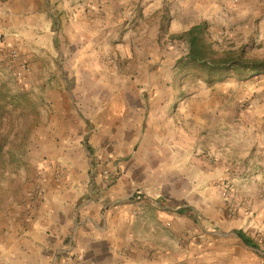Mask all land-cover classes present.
<instances>
[{"label": "crops", "instance_id": "1", "mask_svg": "<svg viewBox=\"0 0 264 264\" xmlns=\"http://www.w3.org/2000/svg\"><path fill=\"white\" fill-rule=\"evenodd\" d=\"M51 1L64 19L60 33L48 36L46 49H14L31 62L24 85L33 90L44 71L37 84L45 93L34 103L41 129L33 184L18 189L11 212L0 210L3 264L210 263L233 236L245 245L237 232L252 240L263 234L264 123L217 131L190 121L194 108H178L170 91L148 89V58L139 53L128 55L145 60L132 74L105 66L106 45L124 25L139 37L123 38L120 54L128 46L148 50L149 17L176 10L174 32L182 34L204 12L243 23L249 10V25L264 20L262 8L244 0H168V9L163 0ZM21 2L20 11H32ZM35 10L36 20L44 16L45 9ZM14 44L0 41V67ZM60 162L69 171L58 181L51 166ZM137 191L160 197L138 202Z\"/></svg>", "mask_w": 264, "mask_h": 264}, {"label": "rangeland", "instance_id": "2", "mask_svg": "<svg viewBox=\"0 0 264 264\" xmlns=\"http://www.w3.org/2000/svg\"><path fill=\"white\" fill-rule=\"evenodd\" d=\"M21 1L32 11H20L17 8L20 0H0V41L2 43L4 39H7L15 42L13 50L5 54V57L12 52H17L24 58L25 55L21 54L20 50H14L18 49V46H25L31 52L34 47L39 49V45H43L42 49H46V43L51 44L48 36H52L53 32L60 33L63 29L64 19H60V16H58L59 10H54L51 0H49V3L44 1L43 6L42 3L36 0ZM163 1L164 5L165 3L168 5L165 6L167 9L172 6L171 3H167L168 0ZM248 1H250V9H252V6L257 5L259 9L262 8L260 11H264V0H244L243 2ZM60 2L54 5L58 7ZM77 4H80V0L73 1L70 6L73 7ZM35 8L39 12H42L41 9H45L44 16L39 17L37 20L35 18L38 17L35 15L37 12ZM87 11L86 14H89ZM174 11V15L169 14L166 16L164 14L155 18H148V50L135 51L133 47L128 46L120 54L117 46L121 44L123 38H127L129 35L133 39L139 37V35L129 33L128 28L125 29L124 25L117 32L113 43L106 45L105 66L108 71L112 74H132L140 64L145 62L143 59L148 58V89L151 90L156 87L157 89L170 91L172 95L177 97L175 101L178 103L176 104L178 108H194L192 114L187 115L190 121L198 122L199 119L202 123L209 124L210 127H216L217 131L230 130L240 124L258 126L264 123V76L247 83L229 81L219 85H208L193 78L183 80L180 78L176 66L181 59L188 55L189 46L187 43L174 38L175 35L180 34V32H174L176 28L180 29L174 24L177 22L174 19L177 11ZM248 13L250 14L249 10ZM249 14L242 13L241 15L245 19H243V23H239L229 15L222 18V16L217 17L215 13L204 12L201 20L196 19L194 22L207 25L208 39L218 52L234 51L245 59L264 60V20L258 18L257 21H252L254 24L248 25ZM159 18L161 19L158 20ZM190 20L192 21V19ZM123 21L125 22L124 17ZM33 22L36 23L33 24ZM181 24L189 27L186 24ZM242 27L245 28L235 30V28ZM144 40H146V37ZM22 41H25V44H22ZM62 44H64L63 41ZM62 44L58 43L60 48ZM62 48L65 49V46ZM135 53H139L138 57L140 56L143 59L134 62L128 58V55H134ZM5 57L3 62L1 61L3 66L0 67V83L4 84L7 90L12 91V93H27L38 106L40 93L43 92V89H41L43 84H40V86L37 83L40 79H44L45 72L43 71V75L37 76L38 80L32 90L28 83L24 85L26 83L23 82L24 77L22 81L18 79L21 77L18 74L16 75V72L21 71L14 64L7 65ZM29 63L31 62H25L26 67L23 71L28 70ZM34 77L36 78V74ZM143 86L142 83L139 88ZM47 100L49 99L47 98ZM42 103H45V101ZM199 107L201 108L200 112H195V108ZM206 107L207 109L212 108V110L210 112L206 110L205 113L203 110ZM20 115L22 116H18L10 134V144L6 149V161H0L1 211L9 210L11 212L13 205L17 202L15 197L18 189L29 188L33 184L30 176L32 174H29L31 170L33 171L30 163L38 156L36 145L38 144L41 121L37 113ZM8 130L9 126H6L4 131L7 132ZM9 155L13 157L14 162H9ZM235 212L236 210L231 212L232 218H234ZM19 215L18 213L10 218L15 220ZM1 222L3 223L0 216V228ZM258 236L261 237L258 238ZM233 238L234 241L229 247L213 250L215 252L214 257L207 259L210 263L203 261L201 264H264V233L256 234L253 239L259 250L250 249L246 245L239 244L238 241L236 242V237L233 236ZM230 248L232 253H230ZM5 261L0 258V264Z\"/></svg>", "mask_w": 264, "mask_h": 264}, {"label": "trees", "instance_id": "3", "mask_svg": "<svg viewBox=\"0 0 264 264\" xmlns=\"http://www.w3.org/2000/svg\"><path fill=\"white\" fill-rule=\"evenodd\" d=\"M175 39L189 46L188 55L176 66L180 78H193L208 85H219L229 81L247 83L264 76V60L245 59L234 51L218 52L208 39L205 23L193 26L188 31L175 35ZM36 107L27 93H12L0 83V161H6V149L10 134L20 114L36 113ZM9 126L6 132L4 128ZM9 162L15 160L9 155ZM240 240L250 249L259 250L258 245L242 231Z\"/></svg>", "mask_w": 264, "mask_h": 264}, {"label": "built area", "instance_id": "4", "mask_svg": "<svg viewBox=\"0 0 264 264\" xmlns=\"http://www.w3.org/2000/svg\"><path fill=\"white\" fill-rule=\"evenodd\" d=\"M5 62L7 65H13L18 67V70H20L21 72H19L18 75H20L21 81L24 77L25 79V75H24V71L23 69L26 67L25 65V61L24 58L17 52H12L10 53L9 56L5 57ZM20 68V69H19ZM51 169L54 171L55 177L58 181L64 180L68 171H69V165L67 163L64 162H60L56 165L51 166ZM107 173V172H106ZM227 188L226 191L230 192V189L232 188V185L227 184ZM227 192H225L227 194ZM159 194L155 193L152 195H148L145 194L143 192L137 191L135 192V194H133L132 198L138 202H141L143 199H148V198H159Z\"/></svg>", "mask_w": 264, "mask_h": 264}]
</instances>
